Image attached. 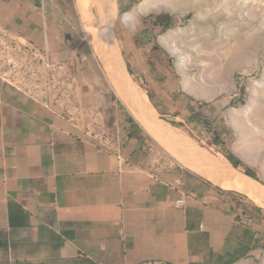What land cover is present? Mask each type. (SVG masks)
I'll return each mask as SVG.
<instances>
[{"label": "crops", "instance_id": "0c3cea01", "mask_svg": "<svg viewBox=\"0 0 264 264\" xmlns=\"http://www.w3.org/2000/svg\"><path fill=\"white\" fill-rule=\"evenodd\" d=\"M15 20L36 29L31 14ZM179 33L159 41L174 52ZM75 100L76 122L0 79V264H235L254 253L259 207L180 163L150 169L135 141L99 145L85 133L90 114L112 116L98 77L77 76Z\"/></svg>", "mask_w": 264, "mask_h": 264}, {"label": "rangeland", "instance_id": "374dc122", "mask_svg": "<svg viewBox=\"0 0 264 264\" xmlns=\"http://www.w3.org/2000/svg\"><path fill=\"white\" fill-rule=\"evenodd\" d=\"M140 1L115 0L120 12ZM163 3L141 16L135 32L113 23L132 78L160 119L212 154L229 162L224 153L240 160L239 166L231 163L264 181V0H189L178 8L170 1ZM160 13L169 15L168 27L152 23L151 14ZM29 14L36 29L16 28L15 19ZM0 19L37 44H41L44 23L53 56L65 62L76 78L101 80L112 116L96 119L92 113L85 128L106 136L109 147L135 141L150 169L185 171L143 130L116 94L99 53L88 43L75 0H0ZM175 29L180 33L175 35L176 50L171 52L159 37ZM155 42L162 49H153ZM51 47L63 52H53ZM128 115L137 125L128 121ZM93 139L98 142V137ZM224 191L231 198L255 204L264 216V209L246 194ZM260 225L258 248L235 264H264V220Z\"/></svg>", "mask_w": 264, "mask_h": 264}, {"label": "built area", "instance_id": "2783aa9c", "mask_svg": "<svg viewBox=\"0 0 264 264\" xmlns=\"http://www.w3.org/2000/svg\"><path fill=\"white\" fill-rule=\"evenodd\" d=\"M0 79L35 103L76 122V77L67 64L53 56L46 43L37 44L0 19ZM57 111V112H58ZM87 126L85 133L98 137V144L110 140Z\"/></svg>", "mask_w": 264, "mask_h": 264}, {"label": "bare ground", "instance_id": "6f19581e", "mask_svg": "<svg viewBox=\"0 0 264 264\" xmlns=\"http://www.w3.org/2000/svg\"><path fill=\"white\" fill-rule=\"evenodd\" d=\"M168 1L172 2L173 5L178 8L180 5L186 4L189 0H142L141 3L143 11L146 13L147 11H152L159 8L161 2L163 3ZM190 1L193 2V0ZM75 4L79 13L80 21L85 30L88 43L94 49L96 54L99 53L103 62L102 67L104 73L106 74V78L108 79L109 83L112 84V86L114 84L113 87H115V92L118 97L121 98L122 102L125 104L127 98L124 96V93L133 92L134 99L144 101L145 98L143 93L135 86L132 81L129 82L127 76L125 75L118 56L115 53V47L113 46L109 37V29L107 31L104 30L106 27L109 28L108 25L104 24V20L112 11L113 5L116 6L115 0H75ZM163 4L166 5V3ZM147 105L145 107L153 119L155 117L153 110L149 107V105ZM165 125L170 131V135L167 136L178 142L181 150H183L188 155L199 160L215 163L219 166H224L222 161L227 163L226 159L220 157V154V156L214 154L215 156L212 157L210 154L198 149L193 143H191L184 136L182 131L175 127L169 126L168 124ZM157 127L159 130H162L163 128L160 124H157ZM151 130L153 133L158 134L154 127L153 129L151 128ZM192 168L224 189L240 191L250 198L264 199V193L259 192L252 186L251 183L245 181L243 178L237 176L234 172L228 169H226L227 171L225 172L220 170L217 166L211 167L206 164L195 165L192 166Z\"/></svg>", "mask_w": 264, "mask_h": 264}, {"label": "water", "instance_id": "95a60500", "mask_svg": "<svg viewBox=\"0 0 264 264\" xmlns=\"http://www.w3.org/2000/svg\"><path fill=\"white\" fill-rule=\"evenodd\" d=\"M108 29H109L108 30L109 37L112 41L113 46L115 47V53L118 56V59L120 61V64H121L124 72H125V75L127 76L129 82L132 81L135 84V86L143 93L144 98L146 99V101H145V99H144V101H139L138 99H134L133 92L132 93H130V92L126 93L125 92L124 96L127 98V100H126L125 104L122 102L125 105V107L128 109L130 115L143 128V130L156 143H158V145L161 146L169 155H171V157H173L178 163H180L181 165H183L187 169L193 171L194 173L200 175L204 179H207V178L204 177L203 175H201L200 173H198L197 171H195L192 168V166L206 164V165L211 166V167L217 166L220 170L225 171V172L227 171L226 169H228V170L234 172L237 176L243 178L245 181L251 183L252 186L256 190H258L261 193H264V181L259 180V179L255 178L254 176H252L251 174L238 169L235 165H233L231 162H229L227 160H226L227 163L222 161L224 166H221V165L219 166L215 163L204 161V160H199L195 157H192V156L188 155L187 153H185L183 150H181V147L179 146L178 142L174 141L169 136H167V135H170V131L167 129V127L165 125L167 123L158 117V114H157L155 108L153 107V105L151 104V102L149 101L148 96L140 88V86L135 82V80L132 78V76L128 70V67H127L126 62H125L124 57H123V54H122V52L118 46V43H117V40L115 37V33L113 30V23L109 26ZM104 45H105V43H104ZM113 86H114V84H113ZM114 89H115V87H114ZM120 100H121V98H120ZM147 104L153 110V114L155 116L153 119L151 118L152 117L151 114L149 113V111L145 107ZM157 124H160L163 127L162 130H159V128L157 127ZM153 127L157 131L158 134H155L152 132L151 128L153 129ZM185 137L191 143H193L198 149L207 152L212 157L215 156L214 154H212L207 149L200 146L199 144H197L196 142H194L193 140H191L187 136H185ZM207 180L210 181L209 179H207ZM210 182H212V181H210Z\"/></svg>", "mask_w": 264, "mask_h": 264}, {"label": "clouds", "instance_id": "9594fccd", "mask_svg": "<svg viewBox=\"0 0 264 264\" xmlns=\"http://www.w3.org/2000/svg\"><path fill=\"white\" fill-rule=\"evenodd\" d=\"M142 15H144L142 3H138L124 12H120L118 8L113 5V9L105 18L104 24L110 26L112 23H119L127 30L135 32L140 25ZM104 30L107 31L108 28L106 27Z\"/></svg>", "mask_w": 264, "mask_h": 264}, {"label": "trees", "instance_id": "16d2710c", "mask_svg": "<svg viewBox=\"0 0 264 264\" xmlns=\"http://www.w3.org/2000/svg\"><path fill=\"white\" fill-rule=\"evenodd\" d=\"M151 19H152V23H154V24H160V25H162L164 27H168L170 25L169 20H168L169 19V15L167 13H160V14H156V15L151 14ZM153 49H162V47H160V45L155 42L154 45H153ZM130 73L132 74V72H130ZM128 121L131 124H136L135 121L133 120V118L130 115H128ZM224 155H225V157L229 158L230 161L233 164H235L236 166L240 165V160H235V161L232 160L227 153H224Z\"/></svg>", "mask_w": 264, "mask_h": 264}]
</instances>
